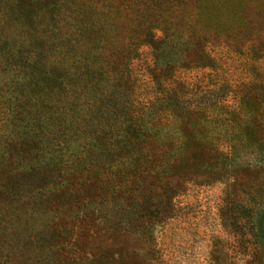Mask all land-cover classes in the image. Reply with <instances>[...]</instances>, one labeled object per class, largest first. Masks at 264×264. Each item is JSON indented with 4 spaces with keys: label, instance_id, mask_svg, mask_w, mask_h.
Instances as JSON below:
<instances>
[{
    "label": "rangeland",
    "instance_id": "obj_1",
    "mask_svg": "<svg viewBox=\"0 0 264 264\" xmlns=\"http://www.w3.org/2000/svg\"><path fill=\"white\" fill-rule=\"evenodd\" d=\"M263 135L264 0H0V264H264Z\"/></svg>",
    "mask_w": 264,
    "mask_h": 264
},
{
    "label": "trees",
    "instance_id": "obj_2",
    "mask_svg": "<svg viewBox=\"0 0 264 264\" xmlns=\"http://www.w3.org/2000/svg\"><path fill=\"white\" fill-rule=\"evenodd\" d=\"M190 112H192V111H189L188 109H185V112L184 111H182V113H181V111H179V116H177V119H179L180 121H184V120H186L187 118H186V116H187V114H189ZM171 112H169V114H170ZM250 124H252V122L250 123ZM245 125V122H240L239 123V126H240V128H242V130L244 129V131L246 132V134L248 135V136H250V137H254V135H253V132H254V128H256L255 126H254V123L252 124V126L250 127V126H244ZM259 136V135H258ZM263 138H264V135H263ZM260 141H259V143H261V137L259 136V138H258ZM197 141L198 142V140H199V142H202V141H204V142H206V143H208L210 146L212 145V146H214L213 145V138H212V136H209V135H204V136H194V138H192V141ZM243 141V138H239L238 140H237V143H241ZM172 143H173V145L175 146V148H176V150L174 151V152H172V153H170L169 155V159L168 160H165V159H162V160H160L158 163L160 164V165H162V166H164V167H167L168 168V166H171L174 162L175 163H184V162H187L186 160H188V156H187V154L186 155H183L182 153H181V147L183 146V144H184V141H181V139H177L176 141H175V139H173L172 141H171ZM236 143V142H235Z\"/></svg>",
    "mask_w": 264,
    "mask_h": 264
}]
</instances>
